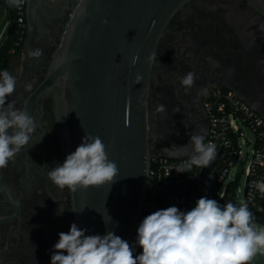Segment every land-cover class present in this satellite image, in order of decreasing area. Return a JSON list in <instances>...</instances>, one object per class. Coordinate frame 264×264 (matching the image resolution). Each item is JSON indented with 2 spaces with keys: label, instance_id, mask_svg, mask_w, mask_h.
<instances>
[{
  "label": "flooded vegetation",
  "instance_id": "af4514ba",
  "mask_svg": "<svg viewBox=\"0 0 264 264\" xmlns=\"http://www.w3.org/2000/svg\"><path fill=\"white\" fill-rule=\"evenodd\" d=\"M80 0H25L19 41L9 62L16 79L7 98L37 124L28 145L0 168V264H51L59 233L76 224L72 191L48 172L65 160L56 113L58 86L42 90L54 55ZM42 49L39 58L28 52ZM195 74L193 86L181 78ZM227 88L264 118V14L244 0H190L164 29L151 69L149 145L153 152L187 145L190 134L209 133L205 101ZM164 105V111H157ZM178 111V112H177ZM66 254V253H65Z\"/></svg>",
  "mask_w": 264,
  "mask_h": 264
},
{
  "label": "water",
  "instance_id": "95a60500",
  "mask_svg": "<svg viewBox=\"0 0 264 264\" xmlns=\"http://www.w3.org/2000/svg\"><path fill=\"white\" fill-rule=\"evenodd\" d=\"M188 1L80 0L54 55L42 90L59 88L55 100L64 158L86 134L99 136L118 168L111 185L72 191L76 225L86 229V235L112 231L131 243L147 197L154 153L148 126L154 61L147 58L156 53L168 22ZM244 1L264 14V0ZM133 56L139 57L135 64ZM137 74L143 79L135 84ZM222 152L203 169L205 176ZM187 155L191 151L168 156ZM173 191L169 177L161 209L167 208Z\"/></svg>",
  "mask_w": 264,
  "mask_h": 264
},
{
  "label": "clouds",
  "instance_id": "9594fccd",
  "mask_svg": "<svg viewBox=\"0 0 264 264\" xmlns=\"http://www.w3.org/2000/svg\"><path fill=\"white\" fill-rule=\"evenodd\" d=\"M8 3L19 8L25 0H8ZM42 55V49L28 52L29 57ZM138 59L133 56L132 64ZM147 59L154 61L156 53L153 51ZM142 79L137 74L134 83ZM194 80L195 74L190 71L181 78V84L190 88ZM15 87L16 79L9 71L0 73V168L7 167L20 149L29 144L37 127L26 110L17 109L13 101L6 103ZM164 110V105L157 108ZM189 146L190 158L175 168L178 173L189 172L193 166L207 167L216 153L215 144L205 143L203 129L191 133L187 145L173 144L161 151L170 153ZM47 175L59 188L76 191L111 185L118 168L108 158L101 138L86 134L75 151ZM255 187L264 194V182L256 183ZM254 220L246 203L221 205L207 197L198 199L196 206L187 212L175 206L157 210L147 215L137 229L136 244L142 249L139 255H134L132 246L112 231L103 236L86 235V229L72 223L67 233L58 234L51 264H250L257 253L264 254V227Z\"/></svg>",
  "mask_w": 264,
  "mask_h": 264
},
{
  "label": "built area",
  "instance_id": "2783aa9c",
  "mask_svg": "<svg viewBox=\"0 0 264 264\" xmlns=\"http://www.w3.org/2000/svg\"><path fill=\"white\" fill-rule=\"evenodd\" d=\"M23 5L19 7V22L23 21ZM209 118V133L205 143L215 144L216 153L212 161L222 150V154L208 175L203 174V167L193 168L189 172L178 173L175 168L185 163L190 155L169 157L154 152L151 157V171L147 188V197L137 223L130 245L133 253L139 247L136 244L137 229L142 220L149 214L161 210L165 195L167 179L171 177L174 191L167 198L166 207L175 206L187 212L196 206L201 197L215 199L217 202L225 196L230 181L245 173L248 190L239 185V193H244V200L249 210L255 214L263 209L264 194L255 187L264 182V118L248 102L237 96L234 91L217 87L205 101ZM249 132L254 134L250 139ZM251 146L245 153L243 147ZM210 161V163L212 162ZM210 165V164H209ZM237 174L232 177V170Z\"/></svg>",
  "mask_w": 264,
  "mask_h": 264
},
{
  "label": "trees",
  "instance_id": "16d2710c",
  "mask_svg": "<svg viewBox=\"0 0 264 264\" xmlns=\"http://www.w3.org/2000/svg\"><path fill=\"white\" fill-rule=\"evenodd\" d=\"M5 17L8 22L5 37L0 41V73L9 68V62L14 50L17 48L19 36L17 33L19 22V8L9 6L8 0H0V21ZM240 176L228 183L225 196L218 203L225 205L229 202L238 205L237 189L240 185ZM142 252L140 247L134 252V255H139Z\"/></svg>",
  "mask_w": 264,
  "mask_h": 264
},
{
  "label": "rangeland",
  "instance_id": "374dc122",
  "mask_svg": "<svg viewBox=\"0 0 264 264\" xmlns=\"http://www.w3.org/2000/svg\"><path fill=\"white\" fill-rule=\"evenodd\" d=\"M7 27H8V22L6 21L5 17H3L0 21V41L5 37V32L7 31ZM249 137L250 139H253L254 134L252 132H249ZM243 149L245 153H247L252 150V147L246 145L243 147ZM237 169L238 168L236 167L232 170V177L236 176ZM240 179H241L240 186L241 188L244 189L246 183L245 173H242V175H240ZM243 200H244V193H239V205L243 202ZM253 216L255 218L254 222L258 226L264 227V205H263V209L253 214ZM250 264H264V254L257 253V255L254 256V258L250 262Z\"/></svg>",
  "mask_w": 264,
  "mask_h": 264
}]
</instances>
